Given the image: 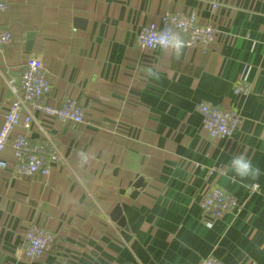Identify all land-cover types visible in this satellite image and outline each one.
<instances>
[{
	"label": "crops",
	"instance_id": "obj_1",
	"mask_svg": "<svg viewBox=\"0 0 264 264\" xmlns=\"http://www.w3.org/2000/svg\"><path fill=\"white\" fill-rule=\"evenodd\" d=\"M166 13L216 26L214 44L185 48L179 59L140 48L139 30ZM0 28L13 39L0 53V126L14 97L8 82L18 84L27 57L43 63L44 103L70 98L84 111L80 126L33 115L30 138L39 140L40 127L61 157L47 176L16 175L3 151L1 262L264 264V0H9ZM237 83L249 94L235 95ZM199 103L238 113L231 137L201 132ZM236 154L260 176L235 177L227 162ZM213 187L240 210L204 213L199 200ZM117 208L123 226L112 219ZM30 225L53 237L32 260L24 256Z\"/></svg>",
	"mask_w": 264,
	"mask_h": 264
},
{
	"label": "built area",
	"instance_id": "obj_2",
	"mask_svg": "<svg viewBox=\"0 0 264 264\" xmlns=\"http://www.w3.org/2000/svg\"><path fill=\"white\" fill-rule=\"evenodd\" d=\"M9 8V0H0V15ZM215 8V6H213ZM172 28L180 32L187 41L188 49L211 47L218 35V29L212 24L199 22L195 14L166 13L158 23L143 26L136 36V44L142 49L157 50L149 43L152 35L162 29ZM12 33L0 28V53H4L12 43ZM8 86L14 97L9 102L0 126V171L9 168L2 157L3 151L10 148L13 164L11 169L18 176L31 177L36 174L47 176L53 164L60 163L61 157L49 135L41 130L37 141L30 138L35 126L33 115L39 113L55 119L57 122L80 126L84 123V111L73 99L66 98L59 105L43 102L50 91L43 63L27 57L23 63L18 84L12 81ZM251 88L246 83H237L233 88L235 95L245 96ZM201 117V132L209 139H223L232 136L239 123V115L234 110H221L205 103L197 105ZM12 137V138H11ZM256 190V189H255ZM201 210L212 216L220 217L240 210L237 201L222 189L213 187L199 200ZM52 235L49 231L30 225L25 233L24 256L38 259L50 248ZM0 264H7L0 261ZM199 264H223L208 257Z\"/></svg>",
	"mask_w": 264,
	"mask_h": 264
},
{
	"label": "clouds",
	"instance_id": "obj_3",
	"mask_svg": "<svg viewBox=\"0 0 264 264\" xmlns=\"http://www.w3.org/2000/svg\"><path fill=\"white\" fill-rule=\"evenodd\" d=\"M149 43L162 50L170 51L171 54L179 59L187 47V41L181 35L180 32L172 28L162 29L155 32ZM146 75L152 79H158L159 75L151 67L144 69ZM82 161L86 160L87 157L81 154ZM227 166L233 175L240 180H255L261 174V170L258 166L254 165L253 162L243 154H236L232 156L228 162Z\"/></svg>",
	"mask_w": 264,
	"mask_h": 264
},
{
	"label": "water",
	"instance_id": "obj_4",
	"mask_svg": "<svg viewBox=\"0 0 264 264\" xmlns=\"http://www.w3.org/2000/svg\"><path fill=\"white\" fill-rule=\"evenodd\" d=\"M135 188H136V189H139L138 185H135ZM134 194H135V193H133V195H134ZM112 219H113L114 221L118 222V225L123 226L124 221H123V219L120 218V211H119L118 208L114 210L113 215H112Z\"/></svg>",
	"mask_w": 264,
	"mask_h": 264
}]
</instances>
